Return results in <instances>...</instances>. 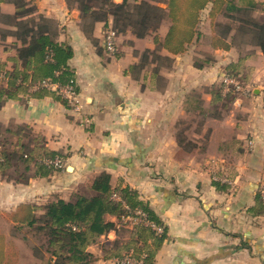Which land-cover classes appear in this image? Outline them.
Masks as SVG:
<instances>
[{
    "label": "crops",
    "instance_id": "obj_1",
    "mask_svg": "<svg viewBox=\"0 0 264 264\" xmlns=\"http://www.w3.org/2000/svg\"><path fill=\"white\" fill-rule=\"evenodd\" d=\"M27 1L58 24L57 42L71 47L67 64L77 96L72 106L44 97L8 100L0 109L3 126L28 125L45 138L49 149L66 156L65 170L48 177H31L27 184L0 180V212H10L20 203L39 205L54 196L69 200L86 191L90 176L107 172L113 186L121 183L136 190L163 223L165 239L155 264H264V213L255 208L257 191L264 187L262 52L237 42L228 51H213L211 63L196 68L195 61L204 59L196 45L180 55L161 51L171 58V65L160 72L163 85L152 86L143 74L135 80L125 71L138 62L137 53L154 50L153 35H119L116 53L109 55L101 49L104 24H96L89 39L79 12L68 8L66 0ZM0 6L13 13L12 5ZM157 6L166 8L164 1ZM166 29L162 25L159 34L164 36ZM12 41L0 40V60L14 55L2 47ZM239 47L248 53L241 55ZM238 63L253 95L233 101L227 114L209 121L215 159L220 161L216 173L222 176L216 186L203 160L205 152L199 146L190 152L179 147L175 126L187 117V97L201 93L203 107L209 108L205 88L220 82L225 68ZM115 238L113 232L107 235L108 240ZM97 252L91 253L101 259L99 264H115L103 258L101 249Z\"/></svg>",
    "mask_w": 264,
    "mask_h": 264
},
{
    "label": "trees",
    "instance_id": "obj_2",
    "mask_svg": "<svg viewBox=\"0 0 264 264\" xmlns=\"http://www.w3.org/2000/svg\"><path fill=\"white\" fill-rule=\"evenodd\" d=\"M66 3L68 8L79 12L81 28L89 39L98 23L104 24V33L113 30L117 37L128 32L138 39L153 35L154 50L137 53L138 62L125 71L135 80L143 74L152 86L163 85L160 72L171 65V58L162 55L161 51L180 55L200 42L199 25L203 12H206L205 18L211 28L210 57L195 61L196 68L210 64L213 51H228L238 41L257 48L264 55V21L257 16L262 8L256 0H164L165 9L157 6L158 1L154 0H122L121 3L66 0ZM1 4H10L14 8L12 14L5 15L7 29L0 33L3 39L13 40L2 46L5 52L14 51V55L0 60V109L8 100L44 97H52L69 106L57 90L43 86V82L48 81L60 87L72 85L76 91L74 76L67 64L72 49L57 42L58 24L38 13L35 4L27 0H0ZM110 18L112 25L108 26ZM162 25L167 26L164 36L159 34ZM93 43L96 42L93 40ZM101 49L109 54L103 44ZM224 75L237 79L242 85L249 79L242 63L227 66ZM205 92L210 96L207 109L203 107L201 93L192 92L187 97V117L175 126L176 142L181 148L193 150L197 147L186 135L193 118H203L199 126L207 118L221 119L235 98L232 90L223 94L221 82L209 85ZM219 108L224 113L218 111ZM65 158L63 153L49 149L45 138L30 126H3L0 123V180L27 184L31 177H48L65 170ZM56 159L61 161L59 167L53 164ZM213 182L216 186L221 184V181ZM85 187L89 196L74 193L69 200L54 196L39 205L20 203L10 212H0V217L15 230L27 229L42 238V245L29 247L37 264H90L93 255L88 248L93 245L100 247L103 258L115 264H120L117 261L127 256L140 260L141 264H155V255L165 239V227L148 204L139 198L138 192L121 183L113 186L107 172L90 176ZM262 190L264 187L257 191L255 208L259 213H264ZM134 210L144 213L163 232L141 225L128 228L124 219ZM124 230H128L126 237L121 234ZM110 232L116 235L114 240L106 239ZM20 239L24 243L28 241L26 236ZM19 258L18 249L8 244L0 230V264H19Z\"/></svg>",
    "mask_w": 264,
    "mask_h": 264
},
{
    "label": "rangeland",
    "instance_id": "obj_3",
    "mask_svg": "<svg viewBox=\"0 0 264 264\" xmlns=\"http://www.w3.org/2000/svg\"><path fill=\"white\" fill-rule=\"evenodd\" d=\"M154 1H158L161 3L164 0H154ZM256 1L261 3V8H262L261 10H258L257 16L260 17V19H262L264 21V0H256ZM5 15H7V13L0 6V33L6 31V29H7L4 26V24L7 23V18L5 17ZM205 17H206V12H203L202 16H201V22L199 25V28H200L201 33H202V37L200 39V42L196 45V47L197 48L199 47L198 49L204 54L203 57L207 58V57H210L208 54L207 47H209V45H208L209 37H210L209 33H210L211 28H210L209 20L206 19ZM2 39H3V37H0V40H2ZM238 49H239L241 55H245L248 53V50H245L244 47H239ZM247 84L252 88L251 83H247ZM73 103H69V101H68V104L70 106H72ZM229 107H230L229 108V110H230L231 105ZM229 110L226 112V114L229 112ZM218 111H222V110L219 108ZM211 119H213V118H207L203 122V125L199 126L198 123L201 122L203 120V118L201 116H196L195 118L192 119L193 123L189 126V129L186 131V133H187L186 135H187L188 140L190 139V140L195 141L196 146L200 147V152H205V153H203L204 154L203 160L206 161V162L204 161L205 164L208 167H210L211 171H213V173L210 175L212 181H214V180L215 181H221V179H219L221 177L219 175H217V173H216V170H218L220 161H219V159H215L216 158L215 157L216 143L214 141V139H215L214 128L209 125V121ZM217 120H219V119H217ZM181 128H183V126ZM227 132L228 131H225V134ZM183 149L187 152H190V150H187L185 148H183ZM225 159H229V156H225ZM227 162H228V164H231V159H230V161H227ZM226 177L227 176L225 175L223 178L226 179ZM225 182H227V181H225ZM83 194H85L87 196L90 195V193L88 191H83ZM2 223H3V221L0 217V230L5 234L8 244H11L12 246H14L15 248L18 249L19 257H20L19 258V264L36 263L35 259L32 256V253H31L29 247L32 245H36V246L42 245V243H43L42 238L35 236L34 233L29 232L27 229L15 230L14 228H6L5 226H3ZM127 231L128 230H124L121 234L124 235V237H126L128 235V233L126 234L125 232H127ZM23 236H26L28 238L27 243H24L21 241L20 238H22ZM106 239H107V237H106ZM97 249H100V247L98 245H93V246L88 248V251L89 252L93 251L94 254L99 255V253L97 252ZM47 257H48V255H47ZM97 260L99 261L101 259H95L93 256L90 264H99V262Z\"/></svg>",
    "mask_w": 264,
    "mask_h": 264
},
{
    "label": "built area",
    "instance_id": "obj_4",
    "mask_svg": "<svg viewBox=\"0 0 264 264\" xmlns=\"http://www.w3.org/2000/svg\"><path fill=\"white\" fill-rule=\"evenodd\" d=\"M116 43L117 35L115 31L108 30L103 34V45L106 51L109 54H114L116 52ZM223 84V94H226L232 90L235 99L234 101H239L241 98H249L252 95V88L246 84L242 85L237 79L229 76L223 75L220 81ZM43 86L49 87L52 90H57L64 98H66L69 103H73L76 99L77 93L72 85H67L60 87L56 84H52L48 81L43 82ZM248 146L251 148L252 143H248ZM53 164L57 167L61 165V161L56 159L53 161ZM261 199L264 201V190L260 192ZM113 198L118 199L117 196L113 195ZM124 222L127 223L128 228H131L134 225H141L145 227H150L153 231L162 233L163 229L155 224L151 223L144 213L139 210L130 211V214L124 219ZM120 264H141V261L134 260L131 257H125L121 261H117Z\"/></svg>",
    "mask_w": 264,
    "mask_h": 264
},
{
    "label": "water",
    "instance_id": "obj_5",
    "mask_svg": "<svg viewBox=\"0 0 264 264\" xmlns=\"http://www.w3.org/2000/svg\"><path fill=\"white\" fill-rule=\"evenodd\" d=\"M70 169V168H69Z\"/></svg>",
    "mask_w": 264,
    "mask_h": 264
}]
</instances>
